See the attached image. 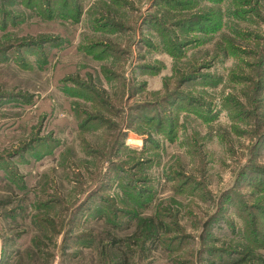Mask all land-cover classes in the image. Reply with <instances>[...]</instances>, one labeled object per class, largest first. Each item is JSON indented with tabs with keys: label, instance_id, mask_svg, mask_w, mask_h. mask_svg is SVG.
Instances as JSON below:
<instances>
[{
	"label": "rangeland",
	"instance_id": "obj_1",
	"mask_svg": "<svg viewBox=\"0 0 264 264\" xmlns=\"http://www.w3.org/2000/svg\"><path fill=\"white\" fill-rule=\"evenodd\" d=\"M45 218L64 223L51 264H116L109 234L138 242L132 264L264 256V0H0L16 264ZM145 221L168 229L156 248L131 237Z\"/></svg>",
	"mask_w": 264,
	"mask_h": 264
},
{
	"label": "trees",
	"instance_id": "obj_2",
	"mask_svg": "<svg viewBox=\"0 0 264 264\" xmlns=\"http://www.w3.org/2000/svg\"><path fill=\"white\" fill-rule=\"evenodd\" d=\"M131 144H136V140H131L130 141ZM4 203L6 204H12V201L11 200H6ZM17 210H20V211H25L26 209L23 208V207H17L16 208V211ZM15 211V212H16ZM154 220V219H153ZM47 224V228L45 229L44 233L45 236H46V240L48 241V243L46 242H38V243H33V252L36 250V252L34 254H26L27 255V258L30 259V262L28 264H38V261L39 259L38 258H35V255H41V256H44L45 260H43V264H51V257L53 256V253L51 252H47V251H44L43 248H49V246H51L50 243H53V241L51 240V237H48V234L49 233H52L55 235L63 232L64 228V223H63V220L62 222L60 223V227L59 225L55 224L53 222V220H51V218H45L44 220ZM139 229H140V233L138 234V229H136V231L131 235V237H135V238H143V242L142 243H147L148 241L150 242V245L152 248V246L154 248H156L158 246V241L162 240L161 238V233L162 232H168V229L164 226L163 222L161 221L160 223H158L157 221H145V223H141L139 225ZM49 232V233H47ZM18 236V234L16 235ZM0 237L2 238L3 240V243H4V253H3V256H2V259L0 261V264H16L10 255H8L7 253V247L5 246V239L4 237H2L0 235ZM123 239L117 237V236H111V234H109V242L112 243L111 247L115 248V249H123L122 251V256L116 261V264H132L129 262V259L131 256H133L135 253H136V250L134 251L132 248H131V245H136L138 244V242H135V243H129L128 241H124ZM100 242L98 243V246H99ZM131 249H130V248ZM140 251L141 252H146V248L144 247H141L140 248ZM227 255H229L230 253L228 252H225ZM235 255V256H238L239 259H237L235 261V263L237 262V264H264V256L263 255H258V256H254V257H249L250 254L247 253V255H244L243 252H238V251H235V253H231V255ZM18 255V254H17ZM230 255V256H231ZM19 256V261L17 264H22L23 263V257H21V254L18 255ZM259 257H262L259 259ZM16 258V257H15ZM211 262L209 264H220L219 262L215 261L214 260H210ZM24 264V263H23Z\"/></svg>",
	"mask_w": 264,
	"mask_h": 264
},
{
	"label": "crops",
	"instance_id": "obj_3",
	"mask_svg": "<svg viewBox=\"0 0 264 264\" xmlns=\"http://www.w3.org/2000/svg\"><path fill=\"white\" fill-rule=\"evenodd\" d=\"M3 253H4V243L2 238L0 237V261L2 259Z\"/></svg>",
	"mask_w": 264,
	"mask_h": 264
}]
</instances>
